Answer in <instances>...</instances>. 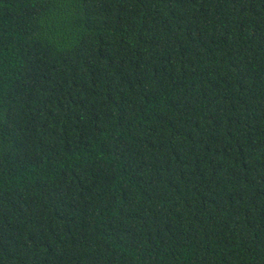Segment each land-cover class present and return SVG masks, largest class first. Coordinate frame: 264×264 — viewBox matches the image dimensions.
Instances as JSON below:
<instances>
[{"label": "trees", "instance_id": "16d2710c", "mask_svg": "<svg viewBox=\"0 0 264 264\" xmlns=\"http://www.w3.org/2000/svg\"><path fill=\"white\" fill-rule=\"evenodd\" d=\"M0 264H264V0H0Z\"/></svg>", "mask_w": 264, "mask_h": 264}]
</instances>
